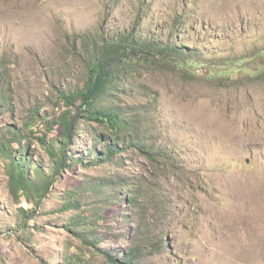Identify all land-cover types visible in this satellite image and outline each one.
Wrapping results in <instances>:
<instances>
[{
    "label": "rangeland",
    "instance_id": "1",
    "mask_svg": "<svg viewBox=\"0 0 264 264\" xmlns=\"http://www.w3.org/2000/svg\"><path fill=\"white\" fill-rule=\"evenodd\" d=\"M102 38L176 51L139 53L119 70L127 86L117 93L171 157L94 162L97 124L82 121L66 147L73 168L39 204L14 196L0 157V264H112L104 254L121 261L137 246L138 264H264V0H0V130H27L35 108L47 119L30 134L31 180L38 166L53 169L37 138L62 151L59 126L47 125L66 112L60 95L83 85ZM136 194L146 209L130 205ZM145 210L169 254L153 256L138 239ZM77 221L88 244L72 231Z\"/></svg>",
    "mask_w": 264,
    "mask_h": 264
},
{
    "label": "trees",
    "instance_id": "2",
    "mask_svg": "<svg viewBox=\"0 0 264 264\" xmlns=\"http://www.w3.org/2000/svg\"><path fill=\"white\" fill-rule=\"evenodd\" d=\"M100 46L102 47L100 48ZM149 48L151 49L149 53L151 56H161L166 51L176 54V51L171 48H167L165 51L160 44L153 42L147 45L141 43L139 39L114 41L102 38V41L96 44L92 56L87 58L88 68L83 85L73 92L60 95V102L65 105L67 110L58 121L47 125L50 130H53L56 125L59 126L57 143L60 144L62 151L60 153L55 152L53 142L48 140L46 133L37 138L40 145L55 159L53 169L48 175L38 165L35 175L36 180H31L29 174L30 165H32L31 159L27 155L30 148V134L36 133V126L39 122H47L46 118L42 119L40 117V110L37 108L31 110L32 118L26 124L27 130L23 128L18 131L11 130L9 133L0 130V132H3L0 135L2 136L0 139V157L9 167L10 185L16 198L20 197L21 201L26 200L29 203L39 204L42 198L54 188V177L63 170L68 171L73 168L72 165L68 164L66 147L76 138L77 131L82 127V121L87 125L97 124V127L91 130L94 153H96V157L93 159L94 162L106 163L113 161L119 154L127 156L136 154L150 160L152 164L159 163L158 159L160 158L165 160V158L168 157L167 159H169L171 157L170 154L166 153L165 148L160 147V137L148 136V128L145 126L144 118L141 117L142 112L139 106H124L120 96H117V93H124L127 86L121 81L123 77L119 75V70H126V66L133 63L139 53L142 54L144 50L150 51ZM140 61H142L141 56L139 57ZM0 71V75H5L1 68ZM5 101L7 107V99L1 88L0 104H4ZM79 102L81 103L77 106ZM102 129L105 132L101 131ZM100 144L103 145V148H99ZM132 151L133 153H131ZM91 154H93L92 151ZM86 161L85 158V160L80 161V164ZM39 180L43 182L38 185ZM125 184L128 185V182ZM138 185L143 189L148 188L145 181H141ZM103 186L104 188L109 187L108 184ZM131 187L134 189L133 186ZM158 200L152 198V202ZM146 201L144 197L137 194L136 198L134 196L129 198L130 205L135 209L139 207L146 209L144 205ZM158 206L159 204H156L154 207ZM66 208L76 209L78 206L70 203ZM29 211L22 210L23 216L27 215ZM137 215L139 217L135 220V231L138 239L146 240L147 246L149 245L155 251L153 256L169 254L166 236L163 231L157 230L153 224L148 223L146 220L151 215L148 210H145L141 215ZM71 226L77 238L88 244L86 233L82 232L85 230L86 224L83 221H77ZM97 243H99L98 239L96 243H90V246ZM98 247L96 245V249ZM142 249V246H137L133 252L126 253L121 261H118L109 253L104 255L112 264H138L139 251ZM97 251L100 253L99 249Z\"/></svg>",
    "mask_w": 264,
    "mask_h": 264
},
{
    "label": "bare ground",
    "instance_id": "3",
    "mask_svg": "<svg viewBox=\"0 0 264 264\" xmlns=\"http://www.w3.org/2000/svg\"><path fill=\"white\" fill-rule=\"evenodd\" d=\"M264 232V231H263ZM260 233V232H259ZM260 237H261V234H260ZM263 238H264V236H263ZM257 240V239H256ZM262 240V239H261ZM256 242V241H255ZM258 242V241H257ZM257 242H256V244H257ZM256 247H260V246H255V250H258L259 248H256Z\"/></svg>",
    "mask_w": 264,
    "mask_h": 264
}]
</instances>
